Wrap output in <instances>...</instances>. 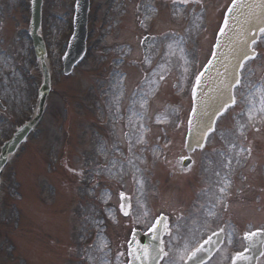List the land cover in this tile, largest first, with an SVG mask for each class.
Returning a JSON list of instances; mask_svg holds the SVG:
<instances>
[{"label":"rangeland","instance_id":"obj_1","mask_svg":"<svg viewBox=\"0 0 264 264\" xmlns=\"http://www.w3.org/2000/svg\"><path fill=\"white\" fill-rule=\"evenodd\" d=\"M119 1L91 0L90 56L65 77L61 57L72 33L75 0H45L43 35L54 88L39 132L30 135L1 178L0 264H126V246L133 229L150 228L156 215L177 212L170 208L173 204L178 208L182 202H193L196 195L200 207L208 208L211 215L212 206L219 205L227 186L235 191L233 213L220 214L211 231L225 227L235 238L228 236L226 245L207 264H225L233 241L241 240L239 233L264 230V34L254 46L258 55L243 68L237 103L221 117L208 144L192 155L194 168L183 176L192 182L182 191L186 199L167 204L173 188L161 173L167 166L174 171L176 159L186 155L183 145L192 106L190 86L197 70L193 63L198 59L204 64L209 58L231 0H211L204 15L208 18L206 37H196L200 26L190 28L197 44L191 43L195 51L190 46L180 58L182 46L176 34L168 54L153 44L149 61L139 54L144 31L134 14L136 3L152 5V1L122 0L124 47L115 44L120 41L116 20L121 14ZM14 3H0V94L8 105L0 108V139L24 117H31L40 81L39 71L30 73L33 57L25 46L28 38L21 42L13 22L9 27L2 17L1 10L18 17ZM155 4L160 10L152 15L147 31L161 33L172 26L166 18H173L178 4ZM158 37L154 42H162V36ZM16 41L21 48L14 51ZM127 51L143 66L142 73L136 65L133 69L126 61L121 63L120 55ZM119 69L128 72L134 88L128 87L127 77ZM88 97L98 100L95 108L84 102ZM100 110L103 123L96 117L97 113L101 116ZM179 114L181 118H177ZM182 119L183 126L176 130ZM111 126L113 138L108 131ZM126 133L130 140H124ZM165 140H172L173 145L165 159L156 161V148ZM187 180L176 182V190H183ZM131 187L136 194L131 193ZM153 193L154 203L145 206ZM243 193L245 196L238 198ZM127 194L133 199L129 217L124 219L119 200ZM190 220L182 231L185 237L180 246L162 264H183L185 254L208 233L210 227L201 215ZM176 223L171 226L173 231ZM236 226L241 228L239 233ZM174 234L167 237V245L174 243ZM188 238L195 240L190 244ZM259 264H264V256Z\"/></svg>","mask_w":264,"mask_h":264},{"label":"water","instance_id":"obj_2","mask_svg":"<svg viewBox=\"0 0 264 264\" xmlns=\"http://www.w3.org/2000/svg\"><path fill=\"white\" fill-rule=\"evenodd\" d=\"M236 3L237 8L231 14L228 13L227 15L228 26L224 28L225 34H220L214 57L203 72L195 92L194 111L190 122L188 142V147L190 149L202 146L207 134L212 131L217 117L227 106L232 104L231 99L235 86L234 81L239 78L240 65L247 59L243 56V53L248 52L250 55L253 54L254 51L251 48V44L257 39L260 32L259 29L264 27V0H236ZM88 6L89 0H77L76 39L74 41L75 45L80 43V46L77 47V52L73 54V56L70 55L67 58L69 69L71 64L75 62L73 58L77 55L79 48L82 49L84 47L83 41L86 34L85 25ZM41 10L42 0H33L31 21L32 38L36 46L38 58L41 61L43 73V84L39 92V106L33 120L21 128L14 136V139L4 146L0 156V171L3 165L8 161L10 155L15 152L19 143L39 121L51 88L50 73L44 58L46 54L45 46L39 34ZM243 41H247V43H243ZM223 51L226 59L234 62V66L231 68L232 74L228 81H226L228 75L221 71L222 63L219 61V57ZM211 83L212 86L215 87L213 96L208 93L209 88L211 90ZM205 101L206 105L211 106L207 107L203 105ZM154 236L158 238L154 239ZM263 241V236L259 241L255 240V236L247 239L248 251L236 264H255L257 257L261 254ZM209 245V243L206 244V246ZM129 248L131 250L132 264H159L161 259L159 249L163 248L161 243V228L158 234L149 233L140 235L134 233ZM145 250L147 255H145Z\"/></svg>","mask_w":264,"mask_h":264},{"label":"snow or ice","instance_id":"obj_3","mask_svg":"<svg viewBox=\"0 0 264 264\" xmlns=\"http://www.w3.org/2000/svg\"><path fill=\"white\" fill-rule=\"evenodd\" d=\"M189 2L199 3L200 0H181V3H185V4H187V3H189ZM236 8H237L236 0H233V3H232V5H231V7H230L227 11H228L229 14H231ZM227 26H228V24H227V19H225L224 27L220 29V34H221V35H224V34H225V33H224V28H226ZM259 31L261 32V34H264V27H261V28L259 29ZM253 42H255V41H253ZM243 43H247V41H243ZM243 56H244L245 58H251V59H254V58H255L254 52H253V54H251V55H250L248 52H244V53H243ZM240 67L242 68L243 65L241 64ZM163 78H164L163 76H160V79H163ZM234 83H235V84H240V79L237 78V79L234 81ZM197 84H199V78H197ZM193 93L195 94V89L193 90ZM231 103H233V104L235 103V97H232V99H231ZM261 111L264 112V108H262ZM249 119H252L251 115L249 116ZM140 142H143V138H141ZM249 151H250V150H249ZM122 198H123V197H122ZM125 215H127V213H125ZM157 223H160V221H157ZM154 231H155V229H154ZM220 232H223V229H221ZM213 235H217V236H219V233H213ZM256 235H257V233H255V232H253V233H246L244 238H245V239H249L250 237H254V236H256ZM156 238H158V237H157V236H154V239H156ZM210 240H211V237H209V240H208V241H205L204 243L207 244V243L210 242ZM161 243H163V242L161 241ZM203 249H204V245L202 244V245H200L199 247H197V248L191 253V255L188 257V259H189V260H193V261H195V260L197 259V253H200L201 251H203ZM159 252H160V255H161V258H162L163 255H165V253H164V249H163V248H160V249H159ZM145 255H147L146 250H145ZM137 258H139V257H137ZM242 258H243V253H238L235 259H242ZM235 259H234V261H233V264H235Z\"/></svg>","mask_w":264,"mask_h":264},{"label":"bare ground","instance_id":"obj_4","mask_svg":"<svg viewBox=\"0 0 264 264\" xmlns=\"http://www.w3.org/2000/svg\"><path fill=\"white\" fill-rule=\"evenodd\" d=\"M219 61H221V63H222L221 64V71L228 75V77L226 79V81H228V79L230 78V76L232 74V69L231 68H232V66H234V62L226 59V57L223 54V52H222L221 56L219 57ZM222 65H224V66H222ZM212 83H214V82H212ZM212 83L210 84L211 90L209 88V91H208V93H210L211 96H213L214 93H215V87L212 86ZM206 106L210 107L211 105H206Z\"/></svg>","mask_w":264,"mask_h":264},{"label":"flooded vegetation","instance_id":"obj_5","mask_svg":"<svg viewBox=\"0 0 264 264\" xmlns=\"http://www.w3.org/2000/svg\"><path fill=\"white\" fill-rule=\"evenodd\" d=\"M200 215H201V217H203L202 211H198V212H197V216H200ZM189 216L192 217V213L189 214ZM197 216H196V217H197ZM191 217L186 218V217L184 216V214L181 213L180 221H185V220H186L183 224H186V225L188 226L189 222L191 221V220H190ZM179 227H180V225H179ZM176 233H178V228L175 230V236H176ZM184 237H185V236H183L182 234H178L177 239L180 240V241H182V239H183ZM186 240H187V241H191L189 238L186 239Z\"/></svg>","mask_w":264,"mask_h":264}]
</instances>
